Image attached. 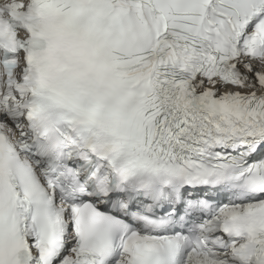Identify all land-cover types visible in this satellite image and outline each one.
<instances>
[{
    "label": "snow or ice",
    "instance_id": "snow-or-ice-1",
    "mask_svg": "<svg viewBox=\"0 0 264 264\" xmlns=\"http://www.w3.org/2000/svg\"><path fill=\"white\" fill-rule=\"evenodd\" d=\"M0 264H264V0H0Z\"/></svg>",
    "mask_w": 264,
    "mask_h": 264
}]
</instances>
